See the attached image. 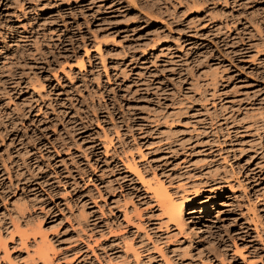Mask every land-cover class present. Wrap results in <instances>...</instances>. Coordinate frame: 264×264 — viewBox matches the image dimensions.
I'll return each instance as SVG.
<instances>
[{
    "label": "rangeland",
    "instance_id": "obj_1",
    "mask_svg": "<svg viewBox=\"0 0 264 264\" xmlns=\"http://www.w3.org/2000/svg\"><path fill=\"white\" fill-rule=\"evenodd\" d=\"M127 159L188 196L184 232ZM42 234L50 264L122 235L131 264H264V0H0V264Z\"/></svg>",
    "mask_w": 264,
    "mask_h": 264
},
{
    "label": "bare ground",
    "instance_id": "obj_2",
    "mask_svg": "<svg viewBox=\"0 0 264 264\" xmlns=\"http://www.w3.org/2000/svg\"><path fill=\"white\" fill-rule=\"evenodd\" d=\"M106 148V146H105ZM123 163L125 164V166L127 167H130L129 170L133 171L136 175H137V178L139 179V181L144 185L147 186V191L150 192L149 194L153 197V201L156 203V205L158 206V209L161 213V215H163V219H160L159 220V227L162 225V224H165L168 225V224H173L176 226V228H178L179 231H182L184 232L185 231V227H186V218L190 221V218L191 216H188L187 217V206L190 205L189 201L188 200V196L186 195H177L176 193L174 192H171L168 187H166V184L163 183L161 180H158V179H155L154 182H151V181H148L145 179V176L142 175L141 171L139 170V168L136 166V164H133L131 162H129V160H122ZM128 163V164H127ZM145 186V187H146ZM147 192V193H148ZM136 206V205H135ZM134 206V207H135ZM135 212L138 216L141 215L140 213V210L138 211V209L135 207ZM124 213V212H123ZM129 213H124L123 216L126 217V223H130L131 224V216L128 215ZM135 214V215H136ZM150 216V215H149ZM137 217V216H135ZM142 217V216H140ZM139 217V218H140ZM141 219V218H140ZM134 220V219H133ZM146 223V221H138L137 222V225L135 226L136 229H142V224ZM133 225V224H131ZM185 226V227H184ZM188 226V225H187ZM207 224L205 222H200L199 224V232H201L202 234H200L203 238V236L205 235V232L207 231H204V230H207L206 228ZM209 226V225H208ZM134 227V228H135ZM167 227V226H166ZM198 227V226H197ZM13 228L15 229V231H17L19 233V237H20V241L22 244H26V240L25 239H28V236L26 235V232L25 231H22L20 229V224L17 223V222H13ZM104 229V228H103ZM110 230V229H109ZM125 230V229H124ZM204 231V232H203ZM41 232V231H40ZM38 230V234H41ZM112 233V230L110 231ZM114 232V231H113ZM36 233V234H37ZM122 233V232H121ZM144 233V232H143ZM110 234V233H109ZM113 234V233H112ZM114 234H116L114 232ZM11 235H13V233H11ZM104 235V232L101 233V236ZM122 235V234H121ZM148 235V234H147ZM199 235V236H200ZM116 236V235H115ZM40 237V236H39ZM114 237V236H113ZM34 238H35V244H36V247L33 249V252L35 254L38 255V258L41 259L42 263L43 264H50L51 263V258H50V250H54L53 248V245L52 243L46 238V236H44L43 234L41 235L40 239L37 240L36 239V235H34ZM105 238V237H104ZM143 238V237H142ZM149 238V237H148ZM121 239V242L122 243V251H124V255L122 256V253L121 255L119 253H114L113 251H111V254H109L106 258V263L105 264H119V261L121 263V261H128L126 262V264H131L132 261L131 260V257L133 256V258L135 259V261L139 260V257H140V253H142V248H134V245L133 243L131 242L132 239H133V236H130V235H122V237L120 236ZM150 239V238H149ZM110 240V239H109ZM117 240V239H116ZM116 240H113V241H116ZM158 239H156L157 241ZM111 241V240H110ZM108 242L109 244H111V242ZM112 241V243L114 244V242ZM120 241V240H119ZM119 241L117 240V243L115 242V244H119ZM2 242V240H1ZM85 242V241H84ZM5 244V241L2 242ZM107 243V242H106ZM107 243V244H108ZM4 248L6 246V244L4 245ZM86 245L88 246V248H91V250H93L90 246V243L89 242H86ZM118 245V247H119ZM23 246H26V245H23ZM108 246V245H106ZM160 246V245H159ZM103 247V246H101ZM105 247V246H104ZM103 247V248H104ZM158 248V246H155ZM111 248H113L111 246ZM117 248V247H116ZM121 249V247H119ZM156 248V249H157ZM106 248H104L105 250ZM149 248H146V250H148ZM161 247L158 248V250L160 251ZM109 250V249H108ZM108 250L106 252V255L108 253ZM113 250V249H112ZM117 250V249H115ZM163 250V249H162ZM5 255L6 257L9 258V251L6 247L5 249ZM110 252V251H109ZM113 252V253H112ZM121 252V250H120ZM161 252V251H160ZM105 253V252H104ZM102 253V254H104ZM105 255V254H104ZM29 256L31 259H32V256L29 254L27 255ZM103 257V255H101ZM5 257V256H4ZM150 257L151 256H148V260L147 261H143L141 263L143 264H147L149 261H150ZM162 257V256H161ZM105 258V257H104ZM103 258V259H104ZM141 260V259H140ZM101 261V260H100ZM168 261V260H166ZM99 262V261H98ZM104 262V261H103ZM103 262H99V264H104ZM136 262V263H137ZM40 263V262H39ZM8 264H14L13 261L9 258V263Z\"/></svg>",
    "mask_w": 264,
    "mask_h": 264
}]
</instances>
